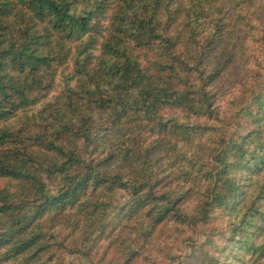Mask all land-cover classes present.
Returning a JSON list of instances; mask_svg holds the SVG:
<instances>
[{"label": "trees", "instance_id": "trees-1", "mask_svg": "<svg viewBox=\"0 0 264 264\" xmlns=\"http://www.w3.org/2000/svg\"><path fill=\"white\" fill-rule=\"evenodd\" d=\"M183 227L186 264H264V0H0V264Z\"/></svg>", "mask_w": 264, "mask_h": 264}, {"label": "rangeland", "instance_id": "rangeland-1", "mask_svg": "<svg viewBox=\"0 0 264 264\" xmlns=\"http://www.w3.org/2000/svg\"><path fill=\"white\" fill-rule=\"evenodd\" d=\"M108 13L106 17H104L103 24L107 23ZM98 49L94 50V53H98ZM72 64L71 62L68 63V66L65 68H60L56 77V86L55 89L46 97L47 100H51L58 91L62 88L64 82V75L71 71ZM238 71L236 69L235 73ZM238 73V72H237ZM238 75V74H237ZM225 80H221L220 84L225 85ZM235 83L230 84V88L235 87ZM45 99V100H46ZM43 103V102H42ZM42 103L37 105L36 108H40ZM119 203H122L127 199V193L120 190L118 191L117 195ZM171 228V227H170ZM168 229L165 231V237L162 236V239L165 240L160 242H156V247L152 250V262H147V260H142L141 264H186L187 258L191 255V251L193 249L192 241L197 245L204 241V236L201 234H196L192 232V229L183 227L182 230L179 232L175 231L174 229ZM171 230V231H170ZM164 233V234H165ZM167 237H171L170 241H167ZM110 253H107V256ZM151 256V255H150ZM64 264H81L75 255H68L66 254L64 257Z\"/></svg>", "mask_w": 264, "mask_h": 264}]
</instances>
